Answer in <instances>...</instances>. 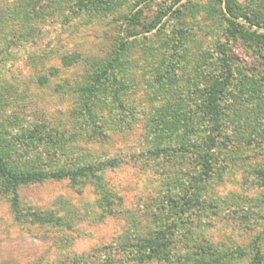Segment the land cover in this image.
I'll list each match as a JSON object with an SVG mask.
<instances>
[{
    "label": "trees",
    "instance_id": "16d2710c",
    "mask_svg": "<svg viewBox=\"0 0 264 264\" xmlns=\"http://www.w3.org/2000/svg\"><path fill=\"white\" fill-rule=\"evenodd\" d=\"M150 1H138L137 4L142 3L141 6L136 8L135 4V8L125 14L119 27L118 45L106 63L97 67L90 81L81 90L85 107L91 114L98 108V104H94L95 99L116 104L123 97L127 72L138 68L131 62L123 61V53L130 43L137 41L140 33L150 32L158 26V31L165 29L168 22L162 20L169 13L170 18H176L177 22L182 23L186 10L193 6L203 8L206 15L203 16L204 20H213L208 17L210 12L220 14L213 30L223 33L225 42L215 43L214 46L212 34L204 33V23L198 19L194 22H202L198 28L203 31L200 32L203 37L199 38V32L193 33L188 29L183 35L185 29H181L182 33L174 36V44L168 48L169 51H163L170 54H162L156 63V73L162 75L156 81L160 82L161 79L163 83H167V87L166 92H163L162 105L154 115L147 118L142 139L146 147L151 146L148 150L155 156L163 153L166 157L179 160L187 158L192 152V163L197 166L191 173L195 175L194 181L189 183V187L180 186V191L175 193L174 204L167 211L169 217H160L158 225L148 221L143 223L140 216L136 217L131 213L133 211L135 215V208L123 210L117 207L122 199L118 195V201L110 198L108 181L104 178L105 173L110 171V166L92 159L91 145L84 148L72 139L67 140L72 144L71 148L66 144L55 148L53 152L57 154V158L52 163L47 158L52 148L49 145H52L54 139L48 121L42 123L41 120L34 119L35 121L26 123L23 119L33 116L30 113L31 97L27 94V88L17 83V61L24 54L33 60L32 63H36L41 56L38 53H48L46 50L49 47H42L32 53L30 45L45 39L44 34L50 31L48 26L53 21L61 22L63 17L68 18L72 12L77 14V10L88 14L107 11L112 0H5L1 6L0 193L8 192L7 196L18 219L42 221L45 217L41 212L21 206L17 191L19 185L68 178L76 181L82 188L81 181L91 178L103 200L99 199V205L102 202L101 208L89 207L88 214L104 217L127 211L126 214L129 215L126 216V225L115 243L102 246L105 248L103 251L99 246L95 254L90 251L72 253L70 245H66V250L62 245L65 252L54 264H241L239 262L244 255V264H264L259 239H255L249 252L237 245L219 249L215 245L216 240L208 238L207 231L204 230L215 226L214 217H224L220 208L226 203L225 200L221 201V198L212 195L215 178L220 181L227 177L220 170L227 166L233 170L229 175L235 176L237 172L243 171L253 173L264 181V159L248 160L249 156H254L258 151L262 154L264 151V91L260 90L257 81L248 71L235 68L228 48L230 42L241 40L246 49L264 60V15L261 11H254L251 6L246 8L237 0H206L202 5L194 0H173L162 12L158 11L161 14L156 19L146 23L141 21L143 4L146 6ZM261 5L264 6V1ZM78 18L80 16L71 19L74 21L71 24ZM139 24H142L141 31L136 29ZM166 58L171 62L169 67ZM234 80H238L240 88L233 94L231 88ZM170 86L172 90L169 96ZM247 103H252L253 106H247ZM87 118L84 117L83 124L81 123L83 129L87 127ZM40 146L46 150L35 153L34 150ZM31 153L46 154L43 166L27 169L24 164L9 163L11 154L16 155L15 158H26ZM228 157L231 158L229 164L226 163ZM54 163L58 166L54 167ZM233 196L234 193H231L230 201ZM240 207L241 204L236 201L227 213L234 219L245 218L247 224L249 215ZM146 209L144 207L140 215ZM250 211L255 212V220L261 217L259 211ZM193 214H197L196 228L198 226L199 230L193 229L190 224L195 217ZM181 228L187 234L186 237L179 234Z\"/></svg>",
    "mask_w": 264,
    "mask_h": 264
},
{
    "label": "rangeland",
    "instance_id": "374dc122",
    "mask_svg": "<svg viewBox=\"0 0 264 264\" xmlns=\"http://www.w3.org/2000/svg\"><path fill=\"white\" fill-rule=\"evenodd\" d=\"M138 1L140 0H112L110 8L98 14L94 12L89 15L88 12L78 10L77 14L72 12L70 16L67 15L68 18L63 17L61 22L53 21L54 23L48 26L50 31L44 34L43 41L37 40L30 45L32 53L42 47H49L46 55L44 52L38 53L41 54L40 59L32 63L33 60L22 52L20 61H17V83L27 88V94L31 97L30 113L33 116L23 119L26 123L35 121L34 119H39L42 123L48 121L54 139L52 145H49V148H52L48 157L45 153L35 154L38 151L44 152L45 148L40 146L26 158H15L16 155L11 154L9 163L24 164L27 169H38L43 166L45 157L54 162L57 158V154L53 152L55 148L64 144L71 148L72 144L68 143L70 139L84 148L91 145L92 159L108 163L110 166V171L105 173L104 178L110 187H107L110 198L118 201V195L122 199L121 205L117 204V207L123 210L135 208V215L131 211L133 216H140L143 223L148 221L158 225L160 217L168 216L167 211L169 206L174 204L175 193L180 191L179 187H189V183L194 181L195 175L191 173L196 170V164L192 163L191 159L192 152L187 158L179 160L166 157L163 153H157L155 156L148 150L151 146L146 147L142 139L147 118L154 115L162 105L163 92H166L167 87V83H163L161 79L160 82L156 81L162 76L156 73L158 57L164 53L170 54L163 51H167L174 44V36L181 34V29H185L183 35L188 29L193 33L199 32L198 37L202 38L200 32L203 31L198 28L202 22L204 33L212 34L214 46L215 43L225 42V39L223 33L213 30L216 28L217 18L220 19L219 13L210 12L208 17L213 20H204L205 11L202 7H189L182 23L177 22L176 18H170L169 13L162 20L168 22L165 29L158 31V26L150 32L140 33L137 41L130 43L127 51L123 53V61L131 62L138 67V71L127 72L120 101L109 104L103 99H95L94 104H98V108L95 115L91 114L85 107L81 89L90 81L97 67L105 64L110 58L119 43L120 23L135 4L136 8L141 6L142 3L137 4ZM172 1L151 0L146 6L143 4L141 21H153L161 14L158 11L162 12ZM184 1L186 0L181 2ZM237 1L246 8L251 6L254 11H261L264 15V6L261 5L264 0ZM194 2L202 5L206 0ZM4 3L5 0H0V8ZM78 16L80 18L71 24L74 22L71 19ZM198 19L202 22H194ZM136 29L141 31L142 24ZM228 48L235 68L248 71L257 81L260 90L264 91V60L246 49L241 40L230 42ZM167 62L169 67L171 62L169 59ZM239 88L238 80H234L231 93L234 94ZM171 90L172 86L168 88L169 96ZM247 106L253 104L247 103ZM84 117L87 118L86 129L82 126ZM259 152L249 156L248 160L262 161L264 151L262 154ZM229 159L231 158H226L227 164ZM53 166L58 165L54 163ZM221 166L223 167V164ZM220 171L227 177L220 181L215 178L212 195L221 198V201L225 200L226 203L220 208L224 217H214L215 226L204 229L208 238L216 240L215 245L219 249L237 245L248 252L252 250L257 238L264 257V181L253 173L243 171L237 172L235 176L229 175L233 170L227 166ZM93 181L91 178L82 180V188L76 181L68 178L19 185L17 191L21 206L41 212L45 217L42 221L20 220L15 217L8 192L0 193V264H54L65 252L62 245L65 250L66 245H70L72 253L90 251L95 254L100 247L103 251L105 248L102 246L110 242L115 243L126 225V216L129 214H126L127 211L124 214H107L104 217L88 214L89 207L101 208L102 203L99 205V199L102 197ZM231 193H234V196L230 201ZM236 201L241 204L240 209L249 215L247 224L245 218L234 219L227 213ZM144 207L147 209L140 215ZM251 209L261 213L258 220H255V212H251ZM196 215L193 214L195 217L190 224L193 229L199 230L198 226L196 228ZM183 232V228L179 229V234L186 237L187 234ZM197 241L203 245L200 239ZM245 258L246 255L239 263L244 264Z\"/></svg>",
    "mask_w": 264,
    "mask_h": 264
}]
</instances>
